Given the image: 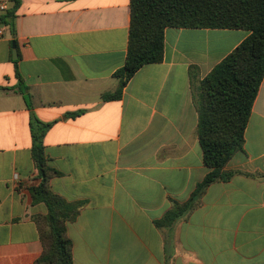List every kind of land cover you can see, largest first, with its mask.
Instances as JSON below:
<instances>
[{"label":"crops","instance_id":"0c3cea01","mask_svg":"<svg viewBox=\"0 0 264 264\" xmlns=\"http://www.w3.org/2000/svg\"><path fill=\"white\" fill-rule=\"evenodd\" d=\"M1 4L0 18L15 0ZM130 24L131 0H20L13 24L0 21V264H36L43 254L34 123L50 125L43 144L58 175L49 189L83 204L68 224L74 264H264V80L244 151L224 168L236 174L210 185L172 227L157 225L210 171L192 80L250 32L167 29L163 61L138 71L121 99L104 101L119 86Z\"/></svg>","mask_w":264,"mask_h":264},{"label":"trees","instance_id":"16d2710c","mask_svg":"<svg viewBox=\"0 0 264 264\" xmlns=\"http://www.w3.org/2000/svg\"><path fill=\"white\" fill-rule=\"evenodd\" d=\"M19 6L20 0H15L14 8L0 21L12 25ZM171 28L246 30L250 35L203 80H192L197 135L204 165L210 171L187 203H175L157 222L159 227H172L199 205L210 185L236 174L224 168L244 151L246 130L264 80V0H131L126 63L114 74L118 88L103 94L104 101L121 99L138 71L163 61L165 32ZM16 75L17 92L31 107L29 88L18 71ZM40 125H32V135L33 157L42 183L32 188L31 194L34 204L46 206L47 215L38 217L43 254L36 264H74L68 224L77 219L83 204L67 202L49 189V180L58 172L48 166L45 156L43 140L50 125Z\"/></svg>","mask_w":264,"mask_h":264},{"label":"water","instance_id":"95a60500","mask_svg":"<svg viewBox=\"0 0 264 264\" xmlns=\"http://www.w3.org/2000/svg\"><path fill=\"white\" fill-rule=\"evenodd\" d=\"M13 49H14V52H13V54H14V59L16 60L17 59V55H16V45H15V43H13Z\"/></svg>","mask_w":264,"mask_h":264},{"label":"built area","instance_id":"2783aa9c","mask_svg":"<svg viewBox=\"0 0 264 264\" xmlns=\"http://www.w3.org/2000/svg\"><path fill=\"white\" fill-rule=\"evenodd\" d=\"M7 9L6 4L0 5V11H5Z\"/></svg>","mask_w":264,"mask_h":264}]
</instances>
